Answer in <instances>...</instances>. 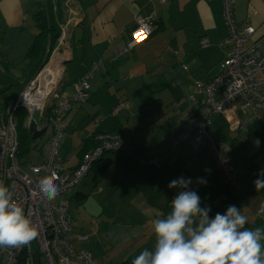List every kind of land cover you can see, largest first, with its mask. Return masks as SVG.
I'll use <instances>...</instances> for the list:
<instances>
[{
	"label": "crops",
	"instance_id": "crops-1",
	"mask_svg": "<svg viewBox=\"0 0 264 264\" xmlns=\"http://www.w3.org/2000/svg\"><path fill=\"white\" fill-rule=\"evenodd\" d=\"M40 1L0 0V67L6 73H20L12 78L14 82L10 84L0 78V87H3L0 91L12 84H19L29 73L24 72L26 66L23 61L37 32L33 11ZM65 1L72 3L74 10L70 17L66 11L64 17L66 21L68 18L71 20V25L69 45L62 47L59 54L62 59H67L60 90L64 81L76 80L94 62L99 61V68L92 76L94 85L104 88L105 84L110 86L109 83L114 81L119 86V91L110 96L112 105L119 103V107L112 110L117 128L113 129L121 134L124 146L122 152H116L124 157L123 162L122 159L117 161L114 157L104 156L109 159L110 164L100 175L99 166L95 164L92 167L97 168L92 177L93 188L86 189L85 185H82L77 188L76 193L72 188L69 193L62 195L69 201V206L73 198L83 204L82 217H75L76 228L79 226V231L88 233L89 238L76 244L86 248L93 256L96 254L97 262L101 264H121L125 261L131 264L133 250L127 251L114 261L110 256H105L113 248V241L123 238V234L133 240L138 230L152 231V235L144 233L143 244L149 247V251L154 252L156 236L153 220L163 219L171 214V201L181 190L196 191L200 197L199 207L211 208L209 218H214L217 212L223 214L227 206L235 205L248 217L245 228H264V215H257L264 204V189L256 191L253 183L260 170L264 169V109L246 130L238 127L244 117L239 100L232 101L231 108L225 114L215 113L211 116V130L216 138L233 146L232 162L239 174L236 185L223 187L215 167L214 153L209 148L196 153L187 141H182L175 148L169 145L170 139L190 129L198 116L199 100L203 95L200 92L195 94L196 82L215 77L224 59V49L220 47V42L228 36L229 29L224 18L222 1ZM138 14L155 15L153 31L150 37L131 46L133 31L138 26L135 18ZM235 17L238 21H251L256 27L255 37H259L264 33V0H235ZM159 24L163 27L157 30ZM262 49L264 50V44ZM2 57L15 66L6 67ZM91 81L90 78L93 96L95 92L92 91ZM70 87H74L73 83H69L62 91L69 93L67 90ZM164 88L170 93L166 95V99L162 97ZM219 93L220 90L217 91V96ZM191 94L196 95L194 100L190 98ZM149 101L157 103L158 110L164 103L173 106V111L162 112L171 118L168 119L169 128L164 132L166 136L160 140H155V137L147 138L145 123H134L127 129L125 125H117L127 116L139 119L145 109V103L149 104ZM80 107H84L83 102ZM174 110L176 115L172 118ZM117 111L120 112L119 119H116ZM73 113L68 114L67 121ZM80 118L82 121L78 126L82 127L85 115L81 110L72 122L75 124ZM112 122L111 120L110 124ZM102 123L101 121L99 125ZM97 131L103 132L104 129L99 127L93 132ZM134 135L137 137H133ZM39 136L32 139V150H41L40 143L36 142ZM51 136L47 138L49 143ZM79 150L75 162L68 159V156L64 157L68 161V164L62 162L65 168L78 165ZM47 155L37 157V161L26 160L22 167L29 170L31 164L44 161ZM157 155L165 156L161 167L149 161V158ZM139 156L146 159L141 161ZM59 160L61 161L60 157ZM115 166H124L125 176L122 179L114 176L117 172L116 168H113ZM205 169L211 171L206 172ZM86 176L82 182L86 183ZM178 177H190L192 183L187 189H181L179 186L169 189V182ZM197 178H204L207 183L198 184ZM118 191L119 204L115 203ZM109 196L110 200L107 199ZM103 215H106L108 221L101 222ZM196 223L198 217L192 226L195 227ZM100 241L106 245L102 254ZM260 243L264 251V239Z\"/></svg>",
	"mask_w": 264,
	"mask_h": 264
},
{
	"label": "built area",
	"instance_id": "built-area-1",
	"mask_svg": "<svg viewBox=\"0 0 264 264\" xmlns=\"http://www.w3.org/2000/svg\"><path fill=\"white\" fill-rule=\"evenodd\" d=\"M221 1L229 29L228 36L220 42V47L224 49L222 67L212 79L196 82L195 94L197 92L203 94L198 116L193 126L185 133L172 137L169 145L175 148L182 141H187L197 153L205 147L210 148L214 153L217 169L221 173L222 184L230 186L236 183L238 175L230 157L233 146L217 141L211 130V116L215 113L225 114L231 108L232 101L240 100L244 114L238 124L240 129L246 130L253 120L259 118L264 109V50H262L264 33L255 37L256 27L251 21L236 19L235 0ZM65 4L70 17L74 8L68 1ZM135 18L138 26L133 31L131 46L138 43L134 40L136 32L143 30L147 38L150 37L155 15L138 14ZM70 22L68 18L61 26L59 45H69ZM98 68L99 63L94 62L74 81L72 94L52 92L54 89L59 90L57 88L59 80L48 93L43 94L45 84L43 73L46 67L40 69L23 87L9 116L0 118V181L9 187L14 201L24 208L38 232L37 238L30 246L0 249V264H98L86 248L76 244L78 241L87 240L89 234L76 231L77 219L70 213L69 201L62 198V195L69 193L82 181L106 152L124 150L122 140L116 132H100L97 136L98 145L85 152L78 165L71 169L64 167L59 160L58 152L66 118L78 103L86 101L89 97L91 89L89 80ZM195 94H191L190 97L195 99ZM40 95H43V99L38 102ZM17 107H24L27 110L26 125L33 110L39 109L42 113V123L53 127L47 158L31 164L29 170L22 167L18 157L19 139L13 117V110ZM163 157L153 156L149 161L161 167ZM139 159L144 161L146 158L139 156ZM53 174L56 176L54 183L58 188V195L55 200L46 202L43 200L39 181Z\"/></svg>",
	"mask_w": 264,
	"mask_h": 264
},
{
	"label": "clouds",
	"instance_id": "clouds-1",
	"mask_svg": "<svg viewBox=\"0 0 264 264\" xmlns=\"http://www.w3.org/2000/svg\"><path fill=\"white\" fill-rule=\"evenodd\" d=\"M146 38L143 30L134 33L135 42ZM63 92L59 87V94ZM55 179L53 174L39 181L46 202L55 200L58 195ZM196 182L207 183L204 178H197ZM191 183L190 177H178L169 182L168 188L187 189ZM253 183L256 191L264 189V169ZM171 202V214L153 220L154 252L143 250L132 264H264L260 243L264 239V228H245L248 217L241 209L229 205L223 214L217 212L214 218H209L211 208L199 207L200 197L194 190H181ZM257 215H264V204ZM197 217L198 223L193 227ZM37 236V229L24 208L14 201L9 187L0 182V249L30 246Z\"/></svg>",
	"mask_w": 264,
	"mask_h": 264
},
{
	"label": "rangeland",
	"instance_id": "rangeland-1",
	"mask_svg": "<svg viewBox=\"0 0 264 264\" xmlns=\"http://www.w3.org/2000/svg\"><path fill=\"white\" fill-rule=\"evenodd\" d=\"M66 2V1H65ZM68 14V12H67ZM66 20H64L65 22ZM64 24V23H63ZM62 24V25H63ZM61 25V26H62ZM69 38V37H68ZM264 44V43H263ZM67 45H59V38H58V44L56 46V48L53 50V52L51 53L47 64H45L43 67H41L40 69L47 67L51 61V59L54 56H59V54L61 53L60 49L62 47H66ZM224 60V59H223ZM222 62L220 63L219 69H221L222 67ZM39 69V70H40ZM0 78L10 84L11 82H14L12 78H15L16 75H19L20 73H18V71L16 73H6V71L2 70V67H0ZM38 70V71H39ZM64 70L62 71L61 77L59 80L64 78ZM99 75V73L97 72V76ZM91 83L93 84V90L95 93L93 94V96L91 97V99L84 101V107L81 108L80 107V103H78L76 105V107L74 108V113L73 111H71L73 113L72 117L67 121L66 118V123H65V127L62 130V135H61V139L59 142V157L61 159V161L64 164H68V161L64 159V157L68 156V159H71L73 162L76 161L77 159V151L80 149L83 138L88 135L90 132H93L96 128H101L104 129V131H108V132H116L117 134H119L120 138H121V134L119 133V131L115 130L117 128H115V121H114V114H112V110H114L119 103H117L115 106L114 104L112 105L111 103V96L110 94H113L115 92L119 91V86L118 84H115L114 81L110 82L109 85L110 86H105L104 88H102L101 86H96L94 85V79L93 77H91ZM7 84V85H8ZM61 86V84L58 85L57 88H59ZM6 87V86H5ZM1 89L3 88L2 86L0 87ZM14 88V87H13ZM221 90V89H220ZM219 91V90H218ZM67 92H69L70 94L74 93V87H70L69 90H67ZM169 91H166V88H164L162 90V97L164 99H166V95H169ZM59 98H61V96H59ZM240 101V100H239ZM119 107V106H118ZM117 107V108H118ZM158 105L157 103H153L151 101H149V104H147V102L145 103V109L143 110L142 116L138 119V118H125L122 119L118 122L117 125H125V129L128 128L129 125L134 123H145L146 124V135L148 139H151L152 137H155V140L157 138H163L165 137V133L169 128V118H171L170 116L168 117L167 115H164L162 112L165 111H173V106L170 103H164L163 106L161 107V109L158 110ZM85 115V120L82 122V127H79V122L82 121V118L79 119V121L77 123L74 124V122H72L73 118L75 115H78V111H80ZM118 112V111H117ZM117 115V114H116ZM115 115V116H116ZM120 112H118V117L116 119H119ZM176 115V111L174 110V113H172V118H174ZM111 118V119H110ZM113 121V125L112 123L110 124V121ZM103 122L102 124L99 125L100 122ZM118 126V127H119ZM115 128V129H113ZM115 130V131H113ZM98 132V131H97ZM102 132V131H100ZM165 132V133H164ZM53 134V127L52 125H49V127L44 131V133L42 135H40L37 139L36 142L40 143L39 148H41V150H32L30 153V159L28 158L29 161H37V157H45L48 153L49 147H50V143L49 140H47L48 137H50ZM133 132L131 131L132 135ZM133 137H137L136 135H134ZM118 152H122V151H118ZM105 157H114L116 158L117 161H119L120 159H122L121 161H124V157L119 156L115 151H108L104 154ZM159 156H163V155H159ZM81 159V157H80ZM80 161V160H79ZM36 163V162H35ZM118 163H116L117 165ZM113 168H116V171L114 173V176L117 178L122 179L125 176V168L124 166H115ZM97 172V168H92L88 175L86 176V183L80 181L78 184H76L73 187V192L76 193L77 188L85 185L86 189L88 188H93V181H92V177H93V173ZM119 193L117 194V200L115 203L119 204L118 202L119 197H120V191H118ZM63 198V197H62ZM110 200V196L109 198H107ZM108 200V201H109ZM81 207H83V204L78 202L77 200H75V198H73L71 200L70 206H69V211L70 213L73 215V217H82L83 213H81ZM107 217H109L107 215ZM84 218V217H83ZM103 221H108V219L106 218V215H103L101 222ZM77 232L79 231V226L76 228ZM144 233H148L149 235H152V231H143V230H138L136 236L133 238V240L128 239V237L126 238L125 234H123V238H120L119 240H114L113 241V248L110 250L108 255L105 256H110V258L114 260L121 258L124 254L127 253V251L133 250L134 254L131 256L132 260H131V264L133 259L138 256L143 250L147 249L149 250L148 246L146 244H143L145 241V236ZM152 233V234H151ZM101 243V254L102 252L105 250V246L103 244L102 241H100ZM82 247V246H80ZM92 252V250H90ZM94 253V250H93ZM93 255V254H92ZM96 254H94V259L97 261L98 257L96 256ZM99 264H101L99 261L97 262ZM110 264V263H108ZM113 264H116V262H113Z\"/></svg>",
	"mask_w": 264,
	"mask_h": 264
},
{
	"label": "trees",
	"instance_id": "trees-1",
	"mask_svg": "<svg viewBox=\"0 0 264 264\" xmlns=\"http://www.w3.org/2000/svg\"><path fill=\"white\" fill-rule=\"evenodd\" d=\"M64 1L65 0H41L40 2L36 4L35 9L33 11V17L35 19L37 32L34 36V39L31 45L29 46L26 52L25 59L23 61L24 65L26 66V69H24V72L26 71L29 73L27 74V77L19 84H12L9 87H6L4 90L0 91V118H7L9 116V114L11 113L13 109L14 103L18 95L22 91L23 87L25 86V84L38 72V70L41 67L47 64L51 53L56 48L58 44V38L62 30L61 25L64 23V17L66 15L67 7ZM162 27L159 24L156 29L158 30ZM1 60H3V57ZM3 62L6 65V67L15 66L14 64L7 62L6 60H3ZM97 62L99 63V61ZM74 81H71V82L64 81V84L62 85L61 89L62 90L65 89V87H67L69 83H74ZM92 93L90 89V95L87 98V100L91 98ZM202 98L203 96L201 97V99ZM201 99L199 100V108L201 104ZM13 117L16 121V130H17V135L19 139L18 157L20 159V164L23 165V163H25L26 160L28 161L29 152L32 150V147L30 146L32 139L36 138L38 135L43 134L45 130L41 129L36 134H31L28 131V128L26 125L28 112L24 107L15 108V110H13ZM42 125H45V124H42ZM48 127L49 126H47V128ZM99 133L100 131L93 132L89 136L85 137L83 141V145L78 152L80 157H82L85 152L93 149L95 146L98 145L99 141H98L97 136ZM217 141L220 144L223 143V142H220L218 139ZM205 148H208V147H205ZM232 153L233 151L230 154L231 159H232ZM163 159H165V156L163 157ZM108 160H109L108 158H105L103 156L101 159H99L95 163L99 166V172H98L99 175L102 174L103 170L110 164ZM163 164H164V161H163ZM215 167H216V170L219 172L220 178H221V173L217 169V166H216V159H215ZM237 174H238V170H237ZM238 176L239 174L237 175V178ZM236 184H237V180H236V183L233 185H236ZM233 185H230V186H233ZM230 186L223 185V187H230ZM121 264H130V263L129 261L127 262L125 261V262H122Z\"/></svg>",
	"mask_w": 264,
	"mask_h": 264
},
{
	"label": "bare ground",
	"instance_id": "bare-ground-1",
	"mask_svg": "<svg viewBox=\"0 0 264 264\" xmlns=\"http://www.w3.org/2000/svg\"><path fill=\"white\" fill-rule=\"evenodd\" d=\"M263 50V49H262ZM62 57L60 56H54L49 65L46 67L45 71H44V76H45V84L43 85V94L48 93L51 88H53L54 84L57 82V77L61 76V72L63 69V65H62ZM43 99V95H40L38 97V102H40V100Z\"/></svg>",
	"mask_w": 264,
	"mask_h": 264
},
{
	"label": "water",
	"instance_id": "water-1",
	"mask_svg": "<svg viewBox=\"0 0 264 264\" xmlns=\"http://www.w3.org/2000/svg\"><path fill=\"white\" fill-rule=\"evenodd\" d=\"M62 64H66L67 62V59H62ZM63 82V79L59 80L58 82V85L61 84ZM58 92L59 90L57 89H54L52 92ZM41 111L39 109H35L33 110L32 114H31V117L28 121V124H27V128H28V131L31 133V134H36L38 133L41 129L43 130H46L47 126L46 125H42V121H41Z\"/></svg>",
	"mask_w": 264,
	"mask_h": 264
}]
</instances>
